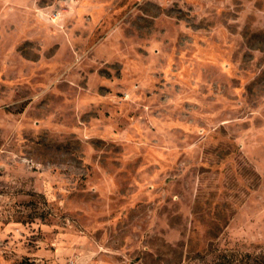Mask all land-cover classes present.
I'll use <instances>...</instances> for the list:
<instances>
[{
	"label": "rangeland",
	"instance_id": "1",
	"mask_svg": "<svg viewBox=\"0 0 264 264\" xmlns=\"http://www.w3.org/2000/svg\"><path fill=\"white\" fill-rule=\"evenodd\" d=\"M0 264H264V0H0Z\"/></svg>",
	"mask_w": 264,
	"mask_h": 264
}]
</instances>
